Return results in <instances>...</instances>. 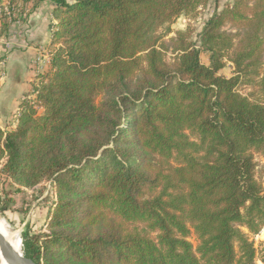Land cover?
Segmentation results:
<instances>
[{"label": "trees", "instance_id": "trees-1", "mask_svg": "<svg viewBox=\"0 0 264 264\" xmlns=\"http://www.w3.org/2000/svg\"><path fill=\"white\" fill-rule=\"evenodd\" d=\"M51 1L59 45L38 89L43 112L24 100L17 126L0 129L1 209L43 180L56 196L48 231L26 233L24 255L258 264L264 0L227 1L198 42L178 31L171 60L172 30H161L209 0ZM225 57L232 76L221 74Z\"/></svg>", "mask_w": 264, "mask_h": 264}, {"label": "rangeland", "instance_id": "rangeland-1", "mask_svg": "<svg viewBox=\"0 0 264 264\" xmlns=\"http://www.w3.org/2000/svg\"><path fill=\"white\" fill-rule=\"evenodd\" d=\"M29 1L30 0H27L25 2L24 0H11V3L14 6V13H15V15H12V17L5 14L3 11L0 12V37L5 33V31L8 30L9 25L21 24L24 21V19L28 16L29 10L28 8H26L27 7L26 5L27 3H29ZM68 1L71 2L72 0H68ZM227 1L229 0H209L208 3L200 6L195 12V14L191 15L190 17L181 15L169 27L165 26L161 30V32L168 31L169 29L172 30V32L165 37L166 38L165 40H167V43L170 46V50L167 52L166 55L168 60H171L174 56V53H172L173 52L172 46L169 42L170 38L175 36L178 31L190 30L192 34V39L198 42L199 35L202 31L205 22L210 18V16L215 11L220 10ZM7 3L8 0H0V10L3 7V5H6ZM4 24L7 27H5ZM53 26H55V29L52 33L55 34L56 19ZM228 29L230 28L228 27ZM233 31L235 30L233 29ZM58 45H59L58 39L55 36H52V42L50 46L40 49V52L43 53L44 55H47V57L46 58L43 57L42 58L43 61L39 63L41 64L42 69L36 75L37 81H35V83L37 84L34 83L33 91L30 92V94L28 93L26 97L22 100V102L24 100H27L31 104V106H33L39 113L43 112V107L40 103V100L38 99V93L36 91H38L43 81L46 82L48 80L47 72L50 68V60L55 48H57ZM209 58H210V53L202 51L201 53L202 61L208 64ZM223 60L226 65L221 70V74L225 76H232L234 74L233 64L227 57H225ZM37 64L38 63H34V65ZM261 73L262 75L264 74V65L261 69ZM243 91L248 92V89L246 90L243 89ZM19 115H20V109L16 118L17 119L16 123L12 124L9 130L6 131L13 130L17 126ZM256 161H257V169H256L257 179L264 186V156L257 155ZM51 184H52L51 180H43L40 184H38L35 187L26 188L24 186L23 187L21 186L22 191L14 195L15 201L6 209L3 210L1 209L2 203L0 201V219L6 222L10 231L20 236L23 244H24V236L26 233L34 235V234H43L44 232L48 231L46 225V218H47L48 210L54 204L56 198L55 194L52 193ZM1 186H3V178H0V198L2 199L4 197V193L2 191ZM252 238L254 240L257 249L258 264H263L261 260L262 258H264V230H262L260 234L253 236Z\"/></svg>", "mask_w": 264, "mask_h": 264}, {"label": "crops", "instance_id": "crops-1", "mask_svg": "<svg viewBox=\"0 0 264 264\" xmlns=\"http://www.w3.org/2000/svg\"><path fill=\"white\" fill-rule=\"evenodd\" d=\"M28 16L21 24H11L0 37V129L9 130L22 100L33 91L36 75L41 71L43 53L55 36V4L51 0H30ZM40 59V61H39ZM34 63H38L34 65ZM37 84V83H35Z\"/></svg>", "mask_w": 264, "mask_h": 264}, {"label": "water", "instance_id": "water-1", "mask_svg": "<svg viewBox=\"0 0 264 264\" xmlns=\"http://www.w3.org/2000/svg\"><path fill=\"white\" fill-rule=\"evenodd\" d=\"M4 261L8 264H36L32 258L14 249L10 241L0 231V263Z\"/></svg>", "mask_w": 264, "mask_h": 264}, {"label": "bare ground", "instance_id": "bare-ground-1", "mask_svg": "<svg viewBox=\"0 0 264 264\" xmlns=\"http://www.w3.org/2000/svg\"><path fill=\"white\" fill-rule=\"evenodd\" d=\"M0 231L6 236V238L10 241L11 245L14 249H16L19 253H23V243L16 233L10 231L6 222L0 219ZM1 264H8L6 261L1 262Z\"/></svg>", "mask_w": 264, "mask_h": 264}, {"label": "built area", "instance_id": "built-area-1", "mask_svg": "<svg viewBox=\"0 0 264 264\" xmlns=\"http://www.w3.org/2000/svg\"><path fill=\"white\" fill-rule=\"evenodd\" d=\"M1 11H3L5 14L9 15L10 17H12V15H15V13H14V6L11 3V0H8V3L6 5H3V7L0 10V12ZM16 22H19V21H16ZM54 29H55V26H54ZM43 57L46 58L47 55H45ZM39 61H40V59H39ZM3 76H4V74H1V76H0V86L2 84V78H3ZM36 92L38 93V91H36Z\"/></svg>", "mask_w": 264, "mask_h": 264}]
</instances>
